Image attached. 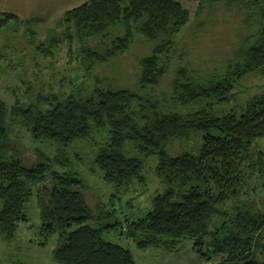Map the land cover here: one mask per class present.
I'll return each mask as SVG.
<instances>
[{
    "label": "trees",
    "instance_id": "1",
    "mask_svg": "<svg viewBox=\"0 0 264 264\" xmlns=\"http://www.w3.org/2000/svg\"><path fill=\"white\" fill-rule=\"evenodd\" d=\"M201 7L226 3L249 23L246 42L225 68L202 77L182 66L170 101L157 90L168 74L176 37L190 11L179 0H89L66 12L64 35L42 44L53 53L62 40L73 44L111 36L101 52L86 50L105 65L126 54L137 35L152 43L141 61L140 90L96 85L62 95L39 94L11 106L0 99V234L12 241L29 222L28 205L38 195L43 229L60 234L54 257L60 264H137L133 253L112 240L116 230L140 249L173 250L184 241L218 264H264V92L241 110H222L236 100L248 76H264V0H198ZM16 15H4L0 28ZM169 104H166V103ZM23 128L50 153L15 139ZM93 147V168L117 192L107 203L90 200L92 188L80 171L81 142ZM177 142L188 147L174 154ZM157 160L163 187L143 216L119 218L116 200L146 185L145 167ZM256 179L261 184L251 187ZM118 194V195H117Z\"/></svg>",
    "mask_w": 264,
    "mask_h": 264
},
{
    "label": "rangeland",
    "instance_id": "2",
    "mask_svg": "<svg viewBox=\"0 0 264 264\" xmlns=\"http://www.w3.org/2000/svg\"><path fill=\"white\" fill-rule=\"evenodd\" d=\"M89 0H0V20L4 15H16L20 19L0 28V99L11 106L18 100L23 102L36 98L40 93L49 96L51 92L67 95L82 89L91 92L101 84L105 89L140 90L142 74L141 61L151 56L154 43L137 35L130 50L105 65H96L89 72L92 63L86 50L104 51L111 42V36L93 38L86 41L75 40L70 44L62 40L53 53H42V44L53 36H63L65 25L61 22L67 11ZM191 13V19L182 33L176 37L168 74L163 79L160 97L170 101L172 82L180 67L185 66L202 77L221 71L233 59L236 52L246 42L249 25L247 16L234 6L226 3L201 7L198 0H179ZM264 92V76L260 73L248 76L236 90V100L222 108L227 112L241 110L247 102ZM166 104H169V103ZM15 139L21 140L30 148H40L50 153L51 148L44 143H36L23 128L16 129ZM264 150V139L259 141ZM77 149L84 156L80 166L84 178L91 185L90 200L100 199L107 203L117 192L114 185L107 183L103 174L93 168V147L90 142H81ZM188 147L177 142L174 154ZM157 160L150 159L145 167L146 185L137 184L130 193L119 195L116 200L117 215L137 217L152 208L153 199L163 192L156 173ZM261 183L254 179L251 187ZM118 195V194H117ZM247 196L264 200V191L255 197L250 191ZM27 213L29 222L20 223L16 237L9 241L0 234V264H60L54 257L60 243V234L49 236L43 229L38 195L32 197ZM112 240L128 248L137 264H218L217 257L207 260L194 249V241L184 240L176 249H140L114 230Z\"/></svg>",
    "mask_w": 264,
    "mask_h": 264
}]
</instances>
